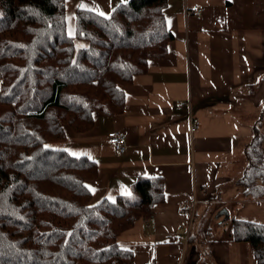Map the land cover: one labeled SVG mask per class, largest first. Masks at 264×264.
Listing matches in <instances>:
<instances>
[{
	"label": "trees",
	"instance_id": "trees-1",
	"mask_svg": "<svg viewBox=\"0 0 264 264\" xmlns=\"http://www.w3.org/2000/svg\"><path fill=\"white\" fill-rule=\"evenodd\" d=\"M167 5L128 0L109 15L80 7L70 35L66 0H0V264L133 261L118 238L165 200L163 178L139 179L131 196L95 202L88 182L99 176L97 162L53 145L67 128L87 132L97 114L125 111V87L174 39ZM246 155L239 184L262 198L261 119ZM233 236L264 264V224L234 219Z\"/></svg>",
	"mask_w": 264,
	"mask_h": 264
},
{
	"label": "crops",
	"instance_id": "crops-1",
	"mask_svg": "<svg viewBox=\"0 0 264 264\" xmlns=\"http://www.w3.org/2000/svg\"><path fill=\"white\" fill-rule=\"evenodd\" d=\"M126 1L66 0L67 30L80 7L109 15ZM165 12L174 39L125 87V111L97 114L93 129L53 146L97 162L95 202L163 178L165 200L118 238L130 264H258L251 244L234 239L233 220L264 224V197L239 184L260 119L264 132V0H168ZM190 114L200 120L194 133ZM112 130L126 135L125 153L108 140Z\"/></svg>",
	"mask_w": 264,
	"mask_h": 264
},
{
	"label": "built area",
	"instance_id": "built-area-1",
	"mask_svg": "<svg viewBox=\"0 0 264 264\" xmlns=\"http://www.w3.org/2000/svg\"><path fill=\"white\" fill-rule=\"evenodd\" d=\"M195 12H200L201 8L195 6L193 8ZM186 102H180L179 105H185ZM190 104V103H189ZM191 105V104H190ZM190 126L191 132L194 133L200 127V120L194 114H190ZM108 140L113 145L115 151L118 153H125L127 150L126 135L122 131L112 130L107 133Z\"/></svg>",
	"mask_w": 264,
	"mask_h": 264
},
{
	"label": "rangeland",
	"instance_id": "rangeland-1",
	"mask_svg": "<svg viewBox=\"0 0 264 264\" xmlns=\"http://www.w3.org/2000/svg\"><path fill=\"white\" fill-rule=\"evenodd\" d=\"M0 15H1V12H0ZM69 17H70V16H69ZM69 17H68V19H69ZM70 22H71V17H70V19H69V23H70ZM68 30H69V34H71V35L74 34V32H75V28L73 29L72 32L70 31V28H68ZM77 42H78V40H77ZM80 42L83 43V44H87V43H86L85 41H83V40H80ZM69 132L72 133L73 130H72L71 128H67V136L70 134ZM67 138H68V137H67ZM66 140H67V139H66ZM213 213H214V212H212V215H213Z\"/></svg>",
	"mask_w": 264,
	"mask_h": 264
},
{
	"label": "water",
	"instance_id": "water-1",
	"mask_svg": "<svg viewBox=\"0 0 264 264\" xmlns=\"http://www.w3.org/2000/svg\"><path fill=\"white\" fill-rule=\"evenodd\" d=\"M226 215V217L229 215L228 214V211L226 210V209H223V210H221L219 213H218V215L220 216V215Z\"/></svg>",
	"mask_w": 264,
	"mask_h": 264
},
{
	"label": "snow or ice",
	"instance_id": "snow-or-ice-1",
	"mask_svg": "<svg viewBox=\"0 0 264 264\" xmlns=\"http://www.w3.org/2000/svg\"><path fill=\"white\" fill-rule=\"evenodd\" d=\"M101 15H103V13H101Z\"/></svg>",
	"mask_w": 264,
	"mask_h": 264
}]
</instances>
